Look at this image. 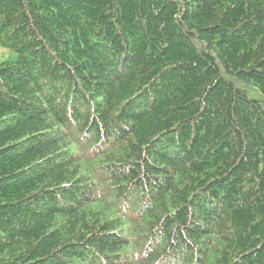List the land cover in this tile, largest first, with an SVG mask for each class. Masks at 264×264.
<instances>
[{
    "label": "trees",
    "instance_id": "16d2710c",
    "mask_svg": "<svg viewBox=\"0 0 264 264\" xmlns=\"http://www.w3.org/2000/svg\"><path fill=\"white\" fill-rule=\"evenodd\" d=\"M0 264H264V0H0Z\"/></svg>",
    "mask_w": 264,
    "mask_h": 264
},
{
    "label": "rangeland",
    "instance_id": "374dc122",
    "mask_svg": "<svg viewBox=\"0 0 264 264\" xmlns=\"http://www.w3.org/2000/svg\"><path fill=\"white\" fill-rule=\"evenodd\" d=\"M7 52L4 49H0V55H6Z\"/></svg>",
    "mask_w": 264,
    "mask_h": 264
}]
</instances>
